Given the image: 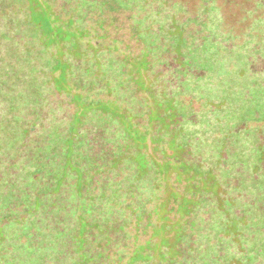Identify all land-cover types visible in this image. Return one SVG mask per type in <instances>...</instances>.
<instances>
[{"label":"rangeland","instance_id":"1","mask_svg":"<svg viewBox=\"0 0 264 264\" xmlns=\"http://www.w3.org/2000/svg\"><path fill=\"white\" fill-rule=\"evenodd\" d=\"M146 1L0 0V264H264V0Z\"/></svg>","mask_w":264,"mask_h":264},{"label":"trees","instance_id":"2","mask_svg":"<svg viewBox=\"0 0 264 264\" xmlns=\"http://www.w3.org/2000/svg\"><path fill=\"white\" fill-rule=\"evenodd\" d=\"M69 1H73V2H75V4L77 5H83V6H85L86 8L85 9H83L84 11H86V9H88V10H90V9H92L93 7H92V5H94V6H97V7H100L101 5H106V6H110V7H117V2L118 1H120V0H69ZM139 0H127V2L128 3H130V5H132V7H134L135 5H136V2H138ZM146 1V0H145ZM147 2V1H146ZM156 6H155V8L157 9L158 8V5L157 4H155ZM105 8H109V7H105ZM95 9V8H94ZM0 74H1V71H0ZM92 144H93V146H95V144H97V145H99V146H101V147H105V145H107L106 144V142L104 141V140H100L98 143H95V140L92 142ZM108 146V145H107ZM103 152H105L104 150H102ZM99 152H101V150L100 149H97V151H95V149L94 150H92V155H95V153H99ZM101 160V159H100ZM95 163V162H94ZM98 168L101 170V172L103 173V175H100V176H97L96 177V179L98 180L99 179V177L101 178V179H99L98 180V194L99 195H106V193H107V191H108V186H109V184L107 185V182H105V181H107L108 179H109V173L111 172L110 170H109V167L107 166V164H105V162H102V161H99V163H98ZM93 176H95V174L93 175ZM99 187H100V189H99ZM93 192V191H92ZM101 193V194H100ZM102 196V197H103ZM92 197H88V198H83L82 200L84 201V204H82V202H81V200L79 201L80 202V204H81V206H82V208H85V207H92V205L93 204H91L90 203V201L91 202H93V200L91 199ZM67 199H69L68 197H67ZM103 200H104V198H102V200H100L99 202L101 203V202H103ZM74 201V200H73ZM86 202H87V204H86ZM94 203V202H93ZM95 204V203H94ZM93 212H95V211H93ZM94 215H92V217H90V219L88 220V221H86V226L89 228V230L90 231H92V232H94L93 230L95 229V227L98 225V223H100V224H103V215H102V217L100 216V214H99V216H98V214H95V213H93ZM60 216L61 217H63V216H66V214L64 213L63 214V212H61V214H60ZM70 223L73 225L74 223H75V220L73 219V217H71L70 218ZM3 227H6L5 228V231H6V237L8 236L9 238L11 237V235H9V233L11 234L13 231H12V229H10V228H12L11 227V221H8V222H6L5 224H3ZM101 227V226H100ZM103 228H100L99 229V240H100V242H99V244H98V250L99 251H103V246H104V244L103 243H101V241L103 240V238L105 237V235H103L102 233H103V230H102ZM8 231H9V233H8ZM51 232V231H50ZM95 232H96V230H95ZM106 233V232H105ZM51 236V238H50V240H48L47 242L49 243V244H51L52 246H53V241L56 243V245H57V240H56V238L53 236V235H50ZM57 236H60L59 234H57ZM115 240H120V236H118L117 234H116V232H114V237H113ZM53 239V241H51ZM59 245H58V247H60L61 246V242L60 243H58ZM87 250L89 251V254H87L88 255V257H91V259L93 260V263L92 264H96V263H94V259H95V254L93 253V248H89V246L87 247ZM112 252V249H110V250H108V255H110V253ZM103 253H104V251H103ZM105 254V253H104ZM102 259V258H101ZM101 259L99 260V262L101 261ZM70 262H76V260L75 259H70L69 260ZM116 261L117 260H115L114 262L116 263ZM79 262V261H78ZM78 262H76V264L78 263ZM98 262V264H110V260L108 261L107 259L104 261L103 260V262L102 263H99ZM113 264V263H112Z\"/></svg>","mask_w":264,"mask_h":264}]
</instances>
